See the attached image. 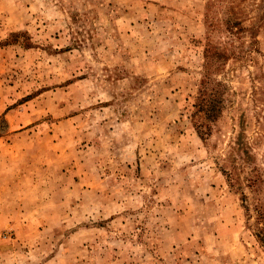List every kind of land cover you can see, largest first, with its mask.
I'll use <instances>...</instances> for the list:
<instances>
[{
  "label": "rangeland",
  "instance_id": "1",
  "mask_svg": "<svg viewBox=\"0 0 264 264\" xmlns=\"http://www.w3.org/2000/svg\"><path fill=\"white\" fill-rule=\"evenodd\" d=\"M251 173L264 0H0V264H264Z\"/></svg>",
  "mask_w": 264,
  "mask_h": 264
},
{
  "label": "trees",
  "instance_id": "2",
  "mask_svg": "<svg viewBox=\"0 0 264 264\" xmlns=\"http://www.w3.org/2000/svg\"><path fill=\"white\" fill-rule=\"evenodd\" d=\"M231 13L233 14V10H231ZM239 23L236 21V19H227L224 22V30L227 31L228 34L232 35L233 37L239 35V32L243 30L241 27H238ZM236 28V29H233ZM210 30H214V25H210ZM257 27L253 28L252 32H256ZM249 31V29H248ZM226 48H221L218 50L216 47L209 44V42L206 43L204 50H203V67H204V75L199 80V90H198V96L196 98V104L195 107V114L202 113L206 116L208 119H212L219 111V95L217 94V86L220 87V83L214 81L213 86H210L209 81V74L212 71H218L222 68L223 62L227 59L228 56H236L235 53L232 51H227ZM201 127V126H200ZM197 128L196 132L201 137V131ZM203 134V132H202ZM239 147V146H238ZM245 152V150H244ZM246 153V152H245ZM254 170V169H252ZM256 173V169L253 171ZM234 184L239 186V180L235 179ZM263 185V180L259 179V176L256 174L251 173L247 179H246V187L249 188L253 194H256L257 197H255L256 201H258V205L254 206V222H253V235L256 238V241L264 245V202L259 201V194L261 193V188ZM243 197V196H242Z\"/></svg>",
  "mask_w": 264,
  "mask_h": 264
}]
</instances>
